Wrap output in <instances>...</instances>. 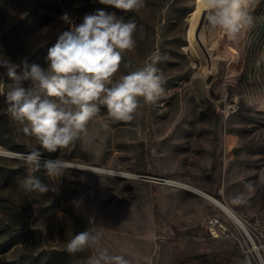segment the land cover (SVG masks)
Listing matches in <instances>:
<instances>
[{
    "label": "rangeland",
    "instance_id": "obj_1",
    "mask_svg": "<svg viewBox=\"0 0 264 264\" xmlns=\"http://www.w3.org/2000/svg\"><path fill=\"white\" fill-rule=\"evenodd\" d=\"M252 2L254 27L238 43L223 32L210 34L205 16L204 44L193 52L196 0H145L143 9L128 13L99 0H0V60L20 65L18 72L25 61L47 67L48 49L68 30L63 14L79 24L102 9L137 25L136 46L123 53L114 79L158 49L165 80V95L156 104L142 103L131 122L112 121L102 106L89 136L63 150L67 171L58 181L43 168L31 173L25 167L20 154L39 143L12 120L0 96V149L17 154L0 155V264H92L104 252L124 255L129 264H248L234 244L207 233L208 217L222 211L168 182L200 188L264 225V0ZM5 72L0 67L7 91ZM230 98L239 112L225 116ZM228 136L234 137L230 154ZM59 156L43 153L44 160ZM29 174L58 184L59 194L25 192L17 180ZM248 182L254 190L245 189ZM238 194L244 203L232 201ZM74 200L81 201L78 207ZM86 229L99 242L69 254L66 242Z\"/></svg>",
    "mask_w": 264,
    "mask_h": 264
},
{
    "label": "clouds",
    "instance_id": "obj_2",
    "mask_svg": "<svg viewBox=\"0 0 264 264\" xmlns=\"http://www.w3.org/2000/svg\"><path fill=\"white\" fill-rule=\"evenodd\" d=\"M124 13L139 12L145 0H99ZM197 7L206 16L210 34L223 32L227 39L238 43L255 24L252 0H197ZM60 19L68 25L48 49L47 67L38 64L20 65L0 60V67L11 81L7 91L0 84L7 111L15 122L23 125V132L34 137L39 148L20 154V159L31 173L44 169L46 176L58 181L67 171L63 150L89 136V123L103 106L112 121L131 122L143 104H156L164 95L163 73L157 67L162 55L157 49L141 67L127 74L118 73L123 53L136 46L134 33L137 25L132 20L117 16L115 12L98 9L85 14L76 24L67 13ZM27 82V83H26ZM142 98V99H141ZM55 160L43 159V153H56ZM19 186L30 193L59 194V185L45 183L34 174L17 180ZM245 189L252 191L248 182ZM234 203H244L242 194L232 197ZM78 207L81 201L74 200ZM99 235L90 229L75 233L67 242L69 254L91 247L99 242ZM92 264H129L124 255L102 253Z\"/></svg>",
    "mask_w": 264,
    "mask_h": 264
},
{
    "label": "built area",
    "instance_id": "obj_3",
    "mask_svg": "<svg viewBox=\"0 0 264 264\" xmlns=\"http://www.w3.org/2000/svg\"><path fill=\"white\" fill-rule=\"evenodd\" d=\"M236 105V101L230 98L224 106V115L238 113ZM222 213L223 215H213L206 220L208 235L213 240L234 244L248 264H264V225L236 212Z\"/></svg>",
    "mask_w": 264,
    "mask_h": 264
},
{
    "label": "bare ground",
    "instance_id": "obj_4",
    "mask_svg": "<svg viewBox=\"0 0 264 264\" xmlns=\"http://www.w3.org/2000/svg\"><path fill=\"white\" fill-rule=\"evenodd\" d=\"M196 5H197V0H196ZM205 18V15L201 12L200 8L196 6L195 12L192 14V25L191 29L189 32L190 35V48L193 52L196 50V46L203 45L204 44V35H203V27L202 22ZM234 143V137L228 136L227 142H226V148L228 151V154H230V150L233 146ZM0 155H6V156H17L16 153L4 151L0 149ZM67 166H71L74 168H82L87 171L95 172V173H102V174H116L115 171L103 169V168H98V167H92V166H86V165H79V164H68ZM117 174L121 175H128L125 173L117 172ZM168 184L186 190L188 192H191L195 195H198L205 200L209 201L216 207H218L220 210L233 214L235 213L230 207L225 205L223 202H221L219 199L215 198L214 196L210 195L209 193L205 192L204 190L197 188L193 185L184 183V182H179V181H169Z\"/></svg>",
    "mask_w": 264,
    "mask_h": 264
},
{
    "label": "trees",
    "instance_id": "obj_5",
    "mask_svg": "<svg viewBox=\"0 0 264 264\" xmlns=\"http://www.w3.org/2000/svg\"><path fill=\"white\" fill-rule=\"evenodd\" d=\"M207 264H226L218 261H207Z\"/></svg>",
    "mask_w": 264,
    "mask_h": 264
},
{
    "label": "water",
    "instance_id": "obj_6",
    "mask_svg": "<svg viewBox=\"0 0 264 264\" xmlns=\"http://www.w3.org/2000/svg\"><path fill=\"white\" fill-rule=\"evenodd\" d=\"M14 157V156H13Z\"/></svg>",
    "mask_w": 264,
    "mask_h": 264
}]
</instances>
